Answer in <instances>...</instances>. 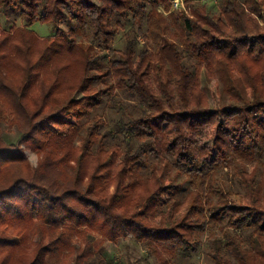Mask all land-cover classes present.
<instances>
[{
	"label": "trees",
	"instance_id": "obj_1",
	"mask_svg": "<svg viewBox=\"0 0 264 264\" xmlns=\"http://www.w3.org/2000/svg\"><path fill=\"white\" fill-rule=\"evenodd\" d=\"M198 1L0 0L24 22L0 29V264H64L95 230L156 264L204 234L212 264H264V0ZM202 67L228 102L209 104ZM81 255L119 264L104 243Z\"/></svg>",
	"mask_w": 264,
	"mask_h": 264
},
{
	"label": "rangeland",
	"instance_id": "obj_2",
	"mask_svg": "<svg viewBox=\"0 0 264 264\" xmlns=\"http://www.w3.org/2000/svg\"><path fill=\"white\" fill-rule=\"evenodd\" d=\"M182 6L178 8L171 7L172 10H184L187 14H189V11L184 5L183 0ZM201 2H207L209 4V8L212 12H217L219 9V0H200ZM198 1V2H200ZM200 2V3H201ZM185 7V8H184ZM158 12H162L164 16L168 15V11L164 12L161 7H158L156 9ZM256 19V18H255ZM16 25H23L24 22H22L21 19H17L16 21H6L5 17L0 12V29H6L12 24ZM256 23L261 27V32H264V20L262 19H256ZM31 29L35 31V33L39 36L45 37L54 32V29L52 25L41 23V22H35L31 25ZM192 62L185 60L184 64L189 66ZM236 72V69H235ZM206 70L204 67L200 69L199 72V79L201 86L205 87L208 92L209 96V104L215 108L218 107L221 103H226L230 100V93L227 92L224 88V81L220 79V76L218 74H215L208 78L206 77ZM82 96V93L78 92L75 94V97ZM118 98H124V95L122 92H118ZM117 114L114 112H109V117H115ZM4 129V134L10 136L11 138L16 136L15 130L12 127L8 126V123L6 121L2 124ZM208 144L211 143V140L207 142ZM25 154L27 156V160L30 165L35 166L38 162V156L35 152L31 151L30 149L25 150ZM218 179L221 182H226L227 184H230L227 172L225 168H219L217 172ZM185 177V176H184ZM183 177V178H184ZM237 187V186H234ZM233 187V189H235ZM189 188V184L186 182L183 184V188L181 192H185ZM236 190V189H235ZM30 239L32 238V234L29 235ZM131 235H127V237L120 236L116 240H108L103 233L100 231H91V232H84L82 231L79 238L75 239L74 242H76L78 248H65L64 249V255H63V261L64 264H85V257H83L82 250L83 247L87 245H92V248H97L99 245H102V243L107 244V248L109 249V252L111 255H114L116 257V260L119 262V264H129V262L135 261V258L139 257L140 255H146L145 259H140L138 262L139 264H156L154 261V257L152 254H146V249L140 245L139 243L133 241L131 238ZM35 238V237H34ZM203 238V244L196 249L195 251H191L189 255L182 256L177 255V257L174 258L173 262L174 264H212L210 261V258L207 255V234L202 235ZM37 250V248H34Z\"/></svg>",
	"mask_w": 264,
	"mask_h": 264
},
{
	"label": "built area",
	"instance_id": "obj_3",
	"mask_svg": "<svg viewBox=\"0 0 264 264\" xmlns=\"http://www.w3.org/2000/svg\"><path fill=\"white\" fill-rule=\"evenodd\" d=\"M172 6H173L174 8L181 7V6H182V1H181V0H173V2H172Z\"/></svg>",
	"mask_w": 264,
	"mask_h": 264
}]
</instances>
